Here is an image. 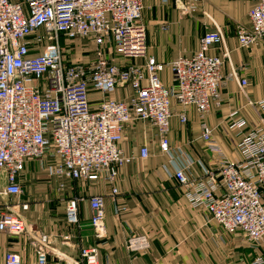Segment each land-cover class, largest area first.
<instances>
[{
    "label": "built area",
    "instance_id": "obj_1",
    "mask_svg": "<svg viewBox=\"0 0 264 264\" xmlns=\"http://www.w3.org/2000/svg\"><path fill=\"white\" fill-rule=\"evenodd\" d=\"M190 1L183 6L185 13L197 0ZM246 1L254 5L251 26H238L242 48L264 42V0ZM143 10V0H0V196L24 193L21 178L29 159L41 161L49 178L103 182L116 195L120 168L135 159L119 146L129 123L150 122L161 150L169 152L172 101L183 107L177 115L185 123V108L195 107L204 118L212 101L220 98L222 66L231 60L230 52L211 51L225 44L223 29L216 25L206 31L194 54L163 63L147 55ZM62 38L78 43L65 49ZM79 50L93 53V58L84 59L76 54ZM166 68L172 72V85L162 79ZM227 77L238 79L237 69L231 66ZM239 82L242 88L248 84L247 79ZM121 88H129L127 99L111 97ZM255 105L264 113V99ZM246 124L239 119L232 126ZM201 126L215 149L211 128L205 121ZM237 148L241 159L219 156L217 168H204L200 178L180 167L174 176L192 207L204 208L227 231L241 229L248 240L259 243L264 238L263 118L261 125L242 134ZM149 155L148 146L142 145L139 157ZM82 199L67 200L66 220L72 226L79 223ZM90 206L95 236L102 238L105 196L93 195ZM28 208L22 203L23 210ZM29 225L24 215L0 210V231L22 235ZM33 243L38 264H48L51 255L61 264H101L96 245L82 247L74 258L56 251L48 234H39ZM149 247L144 233L131 232L126 240L130 252ZM21 263L19 252L7 253L6 264ZM251 264H264V253Z\"/></svg>",
    "mask_w": 264,
    "mask_h": 264
},
{
    "label": "crops",
    "instance_id": "obj_2",
    "mask_svg": "<svg viewBox=\"0 0 264 264\" xmlns=\"http://www.w3.org/2000/svg\"><path fill=\"white\" fill-rule=\"evenodd\" d=\"M190 2L143 0L147 55L163 63L180 55H192L199 49L204 33L218 25L225 33V44L211 52L227 49L231 59L222 66L220 98L212 101L204 118L195 107L185 108V123L177 115L183 107L172 101L175 113L170 124L169 152L161 150L150 122L129 123L119 146L135 159L120 168L116 195L103 182L49 178L41 161L29 159L21 178L24 193L19 197L0 196V210L20 213L30 225L22 235L0 231V264H6L11 251L19 252L21 264H38L33 242L41 233L51 237L56 251L74 258L80 257L82 247L98 246L101 264H251L264 253V238L259 243L251 242L241 229L227 231L210 219L207 210L192 207L174 176L175 169L180 167L190 177L200 178L204 168H217L219 156L231 161L241 159L237 148L240 137L264 119V113L255 105L264 99V42L242 48L237 38L239 25L251 26L249 11L254 2L199 0L185 13L183 6ZM231 66L237 69L238 79L227 77ZM162 79L167 85L174 83L169 68L162 71ZM239 79H247L248 84L242 88ZM129 95V88H121L111 97L127 99ZM239 119L247 124L233 127ZM202 121L212 130L215 149L203 137ZM145 144L150 155L141 158L140 148ZM96 194L105 196L106 235L102 238L95 236L91 223L90 198ZM74 196L84 199L80 202L79 223L72 226L66 220V203ZM26 202L29 208L23 210L22 203ZM131 232L146 234L149 249L130 252L126 240ZM61 263L54 255L49 257L48 264Z\"/></svg>",
    "mask_w": 264,
    "mask_h": 264
},
{
    "label": "rangeland",
    "instance_id": "obj_3",
    "mask_svg": "<svg viewBox=\"0 0 264 264\" xmlns=\"http://www.w3.org/2000/svg\"><path fill=\"white\" fill-rule=\"evenodd\" d=\"M190 1V0H189ZM199 0H197V2H198ZM174 6H177V3H176V1H175V5ZM203 16H205L204 14H203ZM143 17L144 16H142V21H143V23H144V20H143ZM210 18V17H209ZM145 24V23H144ZM146 25V24H145ZM63 40V39H62ZM63 42V41H62ZM74 53H75V50L73 49L72 50ZM77 55H79V56H82L84 59H87V58H93V53H89V51L88 52H81V50H79L77 53H76Z\"/></svg>",
    "mask_w": 264,
    "mask_h": 264
},
{
    "label": "trees",
    "instance_id": "obj_4",
    "mask_svg": "<svg viewBox=\"0 0 264 264\" xmlns=\"http://www.w3.org/2000/svg\"><path fill=\"white\" fill-rule=\"evenodd\" d=\"M63 40V42H62V44H63V46L65 47V49H67L68 47H69V45H74V44H77L78 43V41H73V42H70L69 40H67V39H65V38H62Z\"/></svg>",
    "mask_w": 264,
    "mask_h": 264
}]
</instances>
